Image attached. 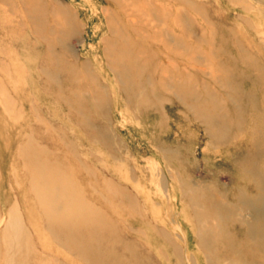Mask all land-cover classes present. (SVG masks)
I'll return each instance as SVG.
<instances>
[{"label": "rangeland", "instance_id": "rangeland-1", "mask_svg": "<svg viewBox=\"0 0 264 264\" xmlns=\"http://www.w3.org/2000/svg\"><path fill=\"white\" fill-rule=\"evenodd\" d=\"M263 75L264 0H0V264H264Z\"/></svg>", "mask_w": 264, "mask_h": 264}, {"label": "bare ground", "instance_id": "bare-ground-1", "mask_svg": "<svg viewBox=\"0 0 264 264\" xmlns=\"http://www.w3.org/2000/svg\"><path fill=\"white\" fill-rule=\"evenodd\" d=\"M118 4H119V2H117ZM109 25V27H110V24H108ZM113 27V26H112ZM165 31L166 30H162V31H160V33H161V35L163 36V40H162V42H163V46L164 47H166L167 49H172V47L171 46H173V44L174 43H172V36H169L168 34H167V32L165 33ZM173 39H175V38H173ZM174 42H177V39H175V40H173ZM179 45V44H178ZM174 48V47H173ZM174 49H176V48H174ZM181 49V48H180ZM243 53H245V52H243ZM110 55V54H109ZM243 57H245L246 59L248 58L247 56H243ZM124 58V57H123ZM126 58V57H125ZM127 59V58H126ZM123 60V59H122ZM128 61H130V60H128ZM118 64V63H117ZM131 67V66H130ZM123 69V68H122ZM126 71V70H125ZM256 71L258 72L259 70H257L256 69ZM124 74V73H123ZM259 76L261 75V73H260V71H259V73H257ZM264 76V75H263ZM263 76H261V78L263 77ZM127 78V77H126ZM168 78V77H167ZM168 81H169V79H168ZM245 81V80H244ZM121 82V81H120ZM124 87V86H123ZM182 88V87H181ZM169 91H171V90H169ZM255 91H256V89H255ZM125 92V91H124ZM232 95V94H231ZM263 105H264V99H263ZM263 109V111H264V108H262ZM69 240V239H68Z\"/></svg>", "mask_w": 264, "mask_h": 264}]
</instances>
